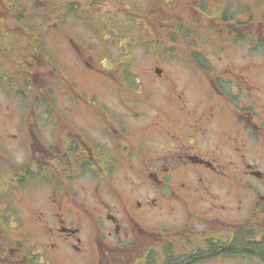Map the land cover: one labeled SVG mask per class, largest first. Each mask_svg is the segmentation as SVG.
<instances>
[{"label":"flooded vegetation","instance_id":"1","mask_svg":"<svg viewBox=\"0 0 264 264\" xmlns=\"http://www.w3.org/2000/svg\"><path fill=\"white\" fill-rule=\"evenodd\" d=\"M110 2L0 0V264H264V0Z\"/></svg>","mask_w":264,"mask_h":264},{"label":"rangeland","instance_id":"2","mask_svg":"<svg viewBox=\"0 0 264 264\" xmlns=\"http://www.w3.org/2000/svg\"><path fill=\"white\" fill-rule=\"evenodd\" d=\"M115 2H110L112 5H114V3H120L118 2L119 0H113ZM126 4H132L134 3L135 1H139V0H124ZM135 6H131L130 9H134ZM117 20V18L115 19ZM114 20V21H115ZM113 21V22H114ZM81 25L79 26H82V29L85 30L83 23H80ZM135 28V27H134ZM133 33H136V31L134 30ZM138 48H141L140 50H138ZM138 50V51H137ZM150 46L147 44L146 40L143 39L141 42H140V45L136 48H134V55L136 56V59L139 57V62L137 61L136 62V66H143V67H149L150 64H151V60L153 58L151 52H150ZM148 62V63H147ZM172 65L168 66V70L170 69ZM34 237L33 233H31L29 235V238L32 239ZM34 258V257H33ZM51 264V263H50ZM52 264H64L62 261H59V260H52Z\"/></svg>","mask_w":264,"mask_h":264},{"label":"trees","instance_id":"3","mask_svg":"<svg viewBox=\"0 0 264 264\" xmlns=\"http://www.w3.org/2000/svg\"><path fill=\"white\" fill-rule=\"evenodd\" d=\"M239 247H237V248H232V250H236V249H238Z\"/></svg>","mask_w":264,"mask_h":264}]
</instances>
